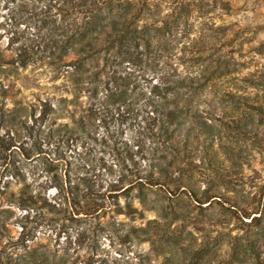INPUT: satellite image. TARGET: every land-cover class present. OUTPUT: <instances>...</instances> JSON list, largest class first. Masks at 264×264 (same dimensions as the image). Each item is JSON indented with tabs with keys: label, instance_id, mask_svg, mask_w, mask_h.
I'll use <instances>...</instances> for the list:
<instances>
[{
	"label": "rangeland",
	"instance_id": "obj_1",
	"mask_svg": "<svg viewBox=\"0 0 264 264\" xmlns=\"http://www.w3.org/2000/svg\"><path fill=\"white\" fill-rule=\"evenodd\" d=\"M43 4L0 0V264H264V0H153L149 47L75 75L15 60ZM161 72L199 78L170 147ZM139 165L157 184L109 185Z\"/></svg>",
	"mask_w": 264,
	"mask_h": 264
},
{
	"label": "trees",
	"instance_id": "obj_2",
	"mask_svg": "<svg viewBox=\"0 0 264 264\" xmlns=\"http://www.w3.org/2000/svg\"><path fill=\"white\" fill-rule=\"evenodd\" d=\"M152 4L153 0H44L41 10L33 20L42 25L50 22L58 23V26L53 34L49 35L48 44L43 42V46L45 44L46 46L41 48L37 46L36 50L28 45L19 48L15 60L19 65L25 66L31 61L33 54L40 52L48 59L47 64L52 68L73 67L72 75L81 70L86 60L100 51L107 52L114 47H126L127 50L122 54L124 60L129 61V49L138 45L140 41L149 47L154 36L151 32L159 31L154 14L150 10ZM53 7L56 8V12L48 13ZM30 18L32 19L33 16ZM139 22L142 23L140 27ZM69 55L73 58L66 61ZM158 79L166 91L161 95L162 109L154 108L150 111L159 123L157 133H153L154 142L170 147L174 139V129L171 125L179 116L178 109L182 105H190L186 94L189 93L192 82L199 78L189 74L184 76L174 74L170 77L167 73L161 72ZM79 80V77L74 78L76 84ZM154 87L158 86L154 85ZM94 92L97 93L98 89ZM125 93V89L120 90V96L123 97ZM139 166L141 168L137 166L127 175L120 174L109 185L113 188L118 187L124 181L134 184L140 182L157 184V179L152 174L141 175L140 172L144 167ZM119 189L121 188L109 191ZM93 195L91 193L90 197ZM96 205H98L96 201L88 202L85 210L89 213L95 212L98 209Z\"/></svg>",
	"mask_w": 264,
	"mask_h": 264
}]
</instances>
